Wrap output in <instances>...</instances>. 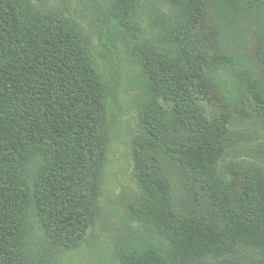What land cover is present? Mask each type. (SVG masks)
I'll return each mask as SVG.
<instances>
[{
	"label": "trees",
	"instance_id": "1",
	"mask_svg": "<svg viewBox=\"0 0 264 264\" xmlns=\"http://www.w3.org/2000/svg\"><path fill=\"white\" fill-rule=\"evenodd\" d=\"M110 0L147 84L121 264H264V168L220 165L234 120L264 117V0H167L159 36ZM230 77V82L228 77ZM115 88L88 34L39 0H0V264H53L98 214Z\"/></svg>",
	"mask_w": 264,
	"mask_h": 264
},
{
	"label": "rangeland",
	"instance_id": "2",
	"mask_svg": "<svg viewBox=\"0 0 264 264\" xmlns=\"http://www.w3.org/2000/svg\"><path fill=\"white\" fill-rule=\"evenodd\" d=\"M39 3L72 17L88 34L100 67L115 88L108 106L110 138L95 223L79 247L62 251L53 264H121L120 249L132 244L137 233L149 235L130 213V205L139 202L142 195L133 146L141 133V105L147 84L124 35L115 28L110 0H39ZM180 17L181 10L167 0H141L132 19L145 34L157 37ZM231 129L236 133V142L220 165L221 173L225 174L232 163L258 164L264 168V117L234 120Z\"/></svg>",
	"mask_w": 264,
	"mask_h": 264
}]
</instances>
